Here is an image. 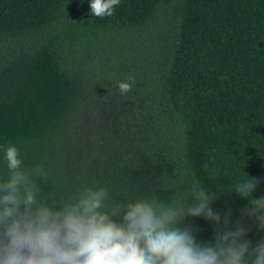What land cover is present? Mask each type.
I'll use <instances>...</instances> for the list:
<instances>
[{"label": "trees", "instance_id": "obj_1", "mask_svg": "<svg viewBox=\"0 0 264 264\" xmlns=\"http://www.w3.org/2000/svg\"><path fill=\"white\" fill-rule=\"evenodd\" d=\"M9 145L43 165L49 203L84 187L167 203L197 183L264 240L245 215L264 197V0H121L103 18L90 0H0V181ZM184 224L213 239V222Z\"/></svg>", "mask_w": 264, "mask_h": 264}, {"label": "clouds", "instance_id": "obj_2", "mask_svg": "<svg viewBox=\"0 0 264 264\" xmlns=\"http://www.w3.org/2000/svg\"><path fill=\"white\" fill-rule=\"evenodd\" d=\"M120 2L90 0L91 13L113 16ZM134 84V76L119 82L121 95ZM4 159L0 264H264V240L253 245L245 238L248 227L241 221L233 226L230 209L214 210L215 198L197 183L187 199L167 203L158 196L115 203L103 187H84L69 200L49 203L36 180L47 178L43 165L26 168L15 145L4 148ZM259 183L251 178L234 191L248 198ZM245 215L264 230V197L249 201ZM188 217L213 222V239L198 240V229L184 224Z\"/></svg>", "mask_w": 264, "mask_h": 264}]
</instances>
